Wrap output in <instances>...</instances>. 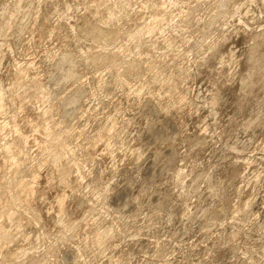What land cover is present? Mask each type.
I'll return each mask as SVG.
<instances>
[{
  "label": "bare ground",
  "instance_id": "obj_1",
  "mask_svg": "<svg viewBox=\"0 0 264 264\" xmlns=\"http://www.w3.org/2000/svg\"><path fill=\"white\" fill-rule=\"evenodd\" d=\"M0 264H264V0H0Z\"/></svg>",
  "mask_w": 264,
  "mask_h": 264
},
{
  "label": "rangeland",
  "instance_id": "obj_2",
  "mask_svg": "<svg viewBox=\"0 0 264 264\" xmlns=\"http://www.w3.org/2000/svg\"><path fill=\"white\" fill-rule=\"evenodd\" d=\"M20 59H22V58H20Z\"/></svg>",
  "mask_w": 264,
  "mask_h": 264
}]
</instances>
